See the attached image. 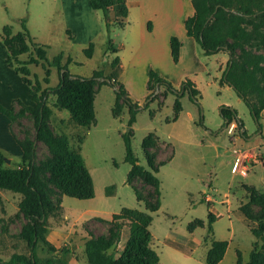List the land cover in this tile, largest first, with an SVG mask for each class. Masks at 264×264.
I'll list each match as a JSON object with an SVG mask.
<instances>
[{
    "label": "rangeland",
    "instance_id": "rangeland-1",
    "mask_svg": "<svg viewBox=\"0 0 264 264\" xmlns=\"http://www.w3.org/2000/svg\"><path fill=\"white\" fill-rule=\"evenodd\" d=\"M69 0H0V102L8 107L19 109L21 105H32L29 87L21 74L7 62V47L3 41L5 27L9 25L15 34L22 29V19L35 41L48 45L47 56L51 60L64 53L63 60L71 56L68 68L72 74L91 76L97 69L112 71V54L107 50V37L95 42L94 53L88 57L84 49L89 43L81 32L69 38L61 23L58 9ZM264 53L260 46L255 49ZM128 49L122 54L128 62ZM26 55H24L25 57ZM228 51L222 49L206 54L196 42V59L186 57L184 65L172 75L164 76L180 89L185 79H192L199 90L198 101L188 91L180 97L181 110L176 111V94L165 92L164 86L148 96L147 71H134V91L131 96L141 108L132 125V145L140 164L148 169L143 148L144 137L155 133L157 146L149 150L155 155V163L160 164L155 175L160 180L161 204L152 211L150 230L153 234L151 246L160 255V264H207L206 255L210 247L211 234L208 233L209 208L216 215L213 222L215 239L228 241L224 257L216 264H247L255 240L264 244V234L257 238L251 227L256 225L247 219L239 209L247 201L246 185L260 188L264 185V112L260 119L262 128L252 115L249 106L238 95L234 87L223 81ZM32 75L43 78L42 65L31 64ZM124 71H121V75ZM117 71V79L119 80ZM133 78V77H132ZM122 80V79H121ZM59 83V73L53 68L50 85ZM181 90L180 93H182ZM156 97V98H155ZM58 96L51 94L48 106L52 109L54 123L59 126L71 152L82 159L94 180V196L77 198L61 194L51 182L49 172L42 171L41 179L49 187L51 197L62 209L50 213L47 232L39 240L37 251L56 250L57 254L69 262L77 259L79 264H89L85 256L84 244L91 235L105 233L110 227V219L123 207L147 210L144 201L137 198L139 193L148 198L153 185L143 178L136 177L127 182L131 164L126 160V146L123 134L129 129V109L125 105L115 111L116 93L109 85H101L94 100V119L89 124L77 123L66 108L52 104ZM229 105L238 111L248 137H242L234 130L229 132L221 107ZM153 111V115L151 114ZM237 124H235L236 126ZM34 136L35 126L32 117L26 116L11 121L0 112V150L10 161L6 167L22 165V140L24 133ZM242 155L241 157L239 156ZM53 158L46 144L36 143L35 163L40 165ZM114 185L112 193L108 186ZM0 195V256L10 258L14 252L30 253L27 241L21 232L28 219L19 208L21 194L4 189ZM205 200H210V207ZM152 201V200H151ZM257 211L259 206H253ZM200 219L203 225L194 230L190 223ZM129 229L124 227L116 248L120 253L127 243ZM4 263V262H1Z\"/></svg>",
    "mask_w": 264,
    "mask_h": 264
},
{
    "label": "trees",
    "instance_id": "trees-1",
    "mask_svg": "<svg viewBox=\"0 0 264 264\" xmlns=\"http://www.w3.org/2000/svg\"><path fill=\"white\" fill-rule=\"evenodd\" d=\"M194 13L185 20L187 34L199 43L206 54L219 50H226L230 54L225 69L223 81L231 84L250 108V111L262 128L260 119L264 110V53L257 52L260 46L264 48V0H191ZM93 8L103 11L106 19L108 34L114 23L110 20L109 12L112 7L118 11L116 24L125 25L128 15L127 0H90ZM3 41L7 47V62L21 74L29 85L33 97V105H21L17 110L0 102V112L11 121L30 116L35 126L34 136L25 134L19 143L22 147V165L6 167L5 154L0 150V189H7L21 194L19 208L28 219L27 226L21 236L27 241L30 253L14 252L6 261L8 263L21 262L22 264H72L62 259L58 252L52 256L42 258L37 251L39 240L47 232V222L50 213H57L62 209L61 199L56 203L52 197L48 184L41 179V172L50 173L49 178L61 194L91 198L94 196V180L90 170L84 166L79 155L68 148L66 140L53 128L46 102L50 94L58 96L61 106L68 109L74 120L79 124H88L94 119L93 95L96 86L108 84L115 88L116 103L114 110L119 111L127 105L130 117L129 129L123 134L126 146V160L131 164L127 175V182L131 184L136 177L143 178L153 185V191L148 198H144L137 187H134L137 198L146 204L147 210L133 207H123L120 212L114 213L110 219L107 232L91 235L84 244L85 254L89 264H160L158 251L151 246L153 234L150 224L153 220L152 211H156L160 204V180L157 175L161 161L155 163V155L149 150L157 146L155 133H148L143 140V148L148 169L139 162L132 145V125L141 106L135 101L123 82L117 79V67L120 58L115 55L111 61L114 73L106 74L103 68L97 69L91 76L72 74L68 64L72 57L68 56L63 62V53H59L51 60L47 56L48 45L34 40L27 26L26 18L22 19V29L13 33L9 25L5 27ZM181 42L176 36L171 37L172 56L175 62L179 59ZM94 42H90L84 49L88 57L94 53ZM107 50L116 52L111 37L107 40ZM24 55H26L24 57ZM31 64L42 65L45 69L43 78L38 74L32 75ZM56 68L59 73V83L50 85V74ZM105 77H109L108 81ZM157 84L164 86L165 92L176 94L175 109L180 111L182 106L180 97L185 91L198 101L199 90L191 79L182 81L178 89L171 80L154 69L149 70L148 88L152 95ZM182 91V93H180ZM156 98V97H155ZM225 119L224 125L229 126L236 122V130L242 137H248L243 122L239 119L238 111L229 105L221 107ZM153 115V111H151ZM44 142L53 158L37 165L36 143ZM114 185L108 186L107 191L112 193ZM247 201L240 204L239 209L244 216L256 225L251 227L253 234L259 238L264 234V185L260 188L246 185ZM152 200V201H151ZM206 201L210 207L211 201ZM259 206L255 211L253 206ZM216 215L209 208L208 233L211 234L210 247L206 255L207 264H216L226 252L228 241L215 239L213 236V222ZM200 219L190 223L189 228L194 230L203 225ZM129 229L127 243L120 253L115 249L121 240L124 227ZM0 260H2L0 256ZM239 264H243L240 257ZM247 264H264V244L255 240Z\"/></svg>",
    "mask_w": 264,
    "mask_h": 264
},
{
    "label": "crops",
    "instance_id": "crops-1",
    "mask_svg": "<svg viewBox=\"0 0 264 264\" xmlns=\"http://www.w3.org/2000/svg\"><path fill=\"white\" fill-rule=\"evenodd\" d=\"M127 2L128 15L124 26L116 24L119 17L118 11L116 7L111 8L109 15L114 25L111 27L110 35L107 31L106 19L103 11L93 8L90 0H69L67 5H63V7L58 10L62 15L61 23L70 39H73L78 32H81L84 38H86V40L83 41L84 44L90 42H94L95 44L101 37H103V39L107 37L108 40L110 36L116 47V52L109 51L113 55L112 59L115 55H118L120 58V63L117 67V71H120L119 80L124 83L131 95L135 89L133 80L134 75L132 76L131 72L147 71L145 82L147 84V89H143L142 91H146L149 94L148 79L150 69L158 71L163 76L166 75L171 77L170 75L172 74L169 71H176L178 68H181L184 65L186 57L193 61L196 59V40L187 34L185 27V20L194 13L195 9L191 0H127ZM172 36H176L181 42L179 59L177 62L174 61L172 56ZM127 49L128 52H126V55H128V62L126 63L122 54ZM112 71H114L113 67ZM121 71H124L122 75ZM105 73L109 74L107 71ZM100 86L101 85L96 86V92L93 95V106L95 96ZM49 97L46 105L50 122L54 130L64 137L57 130L59 126L54 123L52 109L48 106ZM31 98L33 100L32 95ZM52 104L62 108L59 98L53 100ZM263 112L264 110L262 113ZM25 134L26 133H24L23 137H25ZM3 190L4 189H0V195L4 193ZM59 250L60 245H56V251L58 252ZM52 255L53 251L50 249H44L42 250V254H40L42 258ZM60 255L59 253V256ZM1 258L0 264H22L17 261L8 263L6 261L9 258L3 256H1ZM70 263L79 264L77 259Z\"/></svg>",
    "mask_w": 264,
    "mask_h": 264
},
{
    "label": "built area",
    "instance_id": "built-area-1",
    "mask_svg": "<svg viewBox=\"0 0 264 264\" xmlns=\"http://www.w3.org/2000/svg\"><path fill=\"white\" fill-rule=\"evenodd\" d=\"M235 124H236V122H232V123L229 125V128H228L229 132H231V133L234 132V130H235V128H236ZM239 156L241 157L242 155L239 154Z\"/></svg>",
    "mask_w": 264,
    "mask_h": 264
},
{
    "label": "water",
    "instance_id": "water-1",
    "mask_svg": "<svg viewBox=\"0 0 264 264\" xmlns=\"http://www.w3.org/2000/svg\"><path fill=\"white\" fill-rule=\"evenodd\" d=\"M105 79H107L108 81L110 80L109 77H105ZM159 88H160V85L157 84V90H158ZM155 93H156V92H154V93L152 94L151 98L154 96ZM260 131H261V129H260ZM6 160H7V161H10V159H8V158H6Z\"/></svg>",
    "mask_w": 264,
    "mask_h": 264
}]
</instances>
